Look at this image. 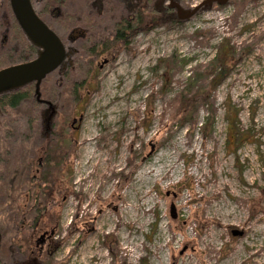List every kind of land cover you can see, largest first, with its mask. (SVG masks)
<instances>
[{"label":"rangeland","instance_id":"rangeland-1","mask_svg":"<svg viewBox=\"0 0 264 264\" xmlns=\"http://www.w3.org/2000/svg\"><path fill=\"white\" fill-rule=\"evenodd\" d=\"M235 11L229 2L187 21H142L119 58L93 76L49 264H264V0H249L234 20ZM224 39L250 51L213 93L211 130L174 125L172 99ZM172 55L176 70L165 63ZM209 112L198 108L200 124ZM121 172L131 178L120 191Z\"/></svg>","mask_w":264,"mask_h":264},{"label":"flooded vegetation","instance_id":"flooded-vegetation-1","mask_svg":"<svg viewBox=\"0 0 264 264\" xmlns=\"http://www.w3.org/2000/svg\"><path fill=\"white\" fill-rule=\"evenodd\" d=\"M31 2L59 37L64 58L43 79L40 96L35 93V82L0 95L11 97L0 101V264H49L58 249L60 208L71 192L67 172L72 138L82 120V116L77 119L79 106L93 76L108 70L139 35L145 20L169 16L184 21L177 5L189 9L201 1ZM219 6L213 3L212 9ZM8 16L14 17V25L9 22L14 28L0 32V57L12 58L18 52L22 57L0 63V69L30 61L38 52L17 21L11 0H0V22ZM20 90L25 91L17 95ZM15 96L20 100L14 101Z\"/></svg>","mask_w":264,"mask_h":264},{"label":"trees","instance_id":"trees-1","mask_svg":"<svg viewBox=\"0 0 264 264\" xmlns=\"http://www.w3.org/2000/svg\"><path fill=\"white\" fill-rule=\"evenodd\" d=\"M247 3V0H233V4H235L236 10L234 15L232 16L234 20L240 14V12H242ZM249 51L250 49L248 45L238 47L230 39H224L219 43L217 53L210 62L205 64L198 63L197 67L188 75L181 89L177 91V94L172 99L171 111L172 121H174V125L177 124L183 126L185 123H188L191 131L198 130L201 132L202 136L207 135L211 130L212 120L215 114V108H213L212 100L213 93L230 74L229 72L232 69V66L236 64L235 62L240 61L242 56ZM165 63L169 64V68H172L174 70L179 68V61L176 59L175 55L167 58L165 60ZM174 74L175 73H173L172 76ZM24 91L25 90H20L19 92H17V95H20V92ZM157 92L158 91H154L153 94L150 95L149 103H152V97ZM17 97L18 96H15L13 100L19 101L21 97L19 96V99H15ZM8 98L6 96L1 97L0 101H8L11 99L10 96H8ZM202 106H208L210 115H208L204 123L200 124L198 118L195 117V115L196 113H198V108ZM235 122H237L236 119ZM230 123H232V120L228 122V126H230ZM236 125H238V123H236ZM135 169L136 165H134V167L132 168L131 174L134 173ZM122 172L120 173L121 182L118 184L120 191L127 185L131 178L129 172L125 175H123ZM252 216H254V214H252ZM75 218L76 219L74 222H77V217ZM208 223L210 225L217 222L209 221ZM198 224L200 225V227L204 226V223L202 221ZM111 244L112 243H110L111 250L112 252H114L115 247ZM117 260L118 259L116 258V261Z\"/></svg>","mask_w":264,"mask_h":264},{"label":"water","instance_id":"water-1","mask_svg":"<svg viewBox=\"0 0 264 264\" xmlns=\"http://www.w3.org/2000/svg\"><path fill=\"white\" fill-rule=\"evenodd\" d=\"M231 0H202L199 4L185 9L177 5L178 16L188 20L194 15L211 10L213 3L224 6ZM12 8L27 39L38 48L36 56L27 62H21L0 69V95L18 90L35 82L36 95L40 96V85L46 76L62 62L63 45L56 33L37 15L31 0H11ZM234 236L244 234L243 230L233 229Z\"/></svg>","mask_w":264,"mask_h":264}]
</instances>
